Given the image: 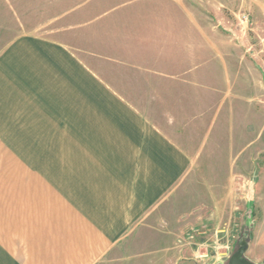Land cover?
I'll return each instance as SVG.
<instances>
[{
  "label": "crops",
  "instance_id": "obj_1",
  "mask_svg": "<svg viewBox=\"0 0 264 264\" xmlns=\"http://www.w3.org/2000/svg\"><path fill=\"white\" fill-rule=\"evenodd\" d=\"M88 1L36 0L22 12L54 26L0 50V264H192L250 105L191 0L93 25Z\"/></svg>",
  "mask_w": 264,
  "mask_h": 264
},
{
  "label": "rangeland",
  "instance_id": "obj_2",
  "mask_svg": "<svg viewBox=\"0 0 264 264\" xmlns=\"http://www.w3.org/2000/svg\"><path fill=\"white\" fill-rule=\"evenodd\" d=\"M35 1L0 0V50L23 32L54 26L53 21L29 19L22 12L31 6L33 8L28 11H36ZM191 1L198 11H204L205 27L217 31L207 38L219 45L221 74L229 78L230 89L235 92L237 101L240 99L246 106L250 105L248 134L251 143L245 149L244 139L239 141L237 137L236 152L240 156L236 157L234 165V185L230 182L229 188L226 186L230 190L229 196L221 194L219 197L217 221L212 219L214 223L205 221L204 227L191 228L188 246L191 251L202 255L196 260L195 254H190V260L192 264H214L217 261L229 264L233 254L243 249V258L264 264V0ZM88 2L90 5L100 2L92 15L98 18L89 22L93 25L131 11L139 0ZM222 170L223 166L218 165L217 171Z\"/></svg>",
  "mask_w": 264,
  "mask_h": 264
},
{
  "label": "water",
  "instance_id": "obj_3",
  "mask_svg": "<svg viewBox=\"0 0 264 264\" xmlns=\"http://www.w3.org/2000/svg\"><path fill=\"white\" fill-rule=\"evenodd\" d=\"M243 249H240L230 259L229 264H255L254 262L250 261L247 258L242 257ZM217 264H224V263H217Z\"/></svg>",
  "mask_w": 264,
  "mask_h": 264
}]
</instances>
